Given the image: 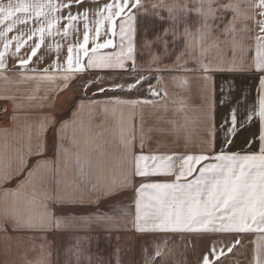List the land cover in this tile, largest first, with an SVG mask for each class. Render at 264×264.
I'll list each match as a JSON object with an SVG mask.
<instances>
[{
	"label": "snow or ice",
	"instance_id": "snow-or-ice-1",
	"mask_svg": "<svg viewBox=\"0 0 264 264\" xmlns=\"http://www.w3.org/2000/svg\"><path fill=\"white\" fill-rule=\"evenodd\" d=\"M0 82V264H123L148 233L255 234L264 264V0H0Z\"/></svg>",
	"mask_w": 264,
	"mask_h": 264
},
{
	"label": "crops",
	"instance_id": "crops-1",
	"mask_svg": "<svg viewBox=\"0 0 264 264\" xmlns=\"http://www.w3.org/2000/svg\"><path fill=\"white\" fill-rule=\"evenodd\" d=\"M57 2H61V0H57ZM73 11L75 12L76 9L74 8ZM71 39V35L66 38ZM61 43H66L62 41ZM43 51V48L42 50ZM64 53L62 52V55ZM35 59V58H33ZM36 85L33 83H26V84H19V85H12L10 86L11 91L16 95L26 94L30 92L32 88ZM4 87V84L0 82V89ZM19 89V91H17ZM169 90L174 94H179L183 98H187L188 93L185 92L183 89L179 87H171ZM69 95H80L79 92L70 93ZM146 93H141V98H143ZM191 103L195 106L199 104L198 100H193ZM59 106V105H58ZM9 111L11 112V106L9 105ZM103 113V109H100V114ZM22 112L19 115L22 116ZM100 114H98V121L100 119ZM160 115L166 117V120L163 123L157 124L155 120V116ZM145 116V132L148 133V130L153 127H163L168 128L170 127L168 121L178 118L175 113H156L152 109H145L144 110ZM110 122L111 117H110ZM137 127V134L139 133V116L137 115L135 120L133 121ZM19 127L12 128V126L5 125L2 121H0V129L9 128L14 133H23V120H20ZM151 137L150 145L147 147L155 148L157 146V141H160L164 144L171 145L175 137L172 136H164L160 135L156 132L148 133ZM199 136L200 131L193 127L190 133V139L192 144V150L197 151V146L199 145ZM187 136L182 137L179 140V146L176 148L177 151H183L187 140ZM15 143V141H13ZM17 146H19L17 144ZM210 146V145H209ZM171 151V148L166 149ZM250 158H257L250 159ZM259 157H238L236 163L239 165L241 169H244L245 166L251 170V174L253 179L255 177L258 179L256 168L252 166L258 164L260 162ZM6 188H16V181H12L10 184L5 185ZM67 235L65 234L64 243L67 242ZM235 236L232 235H220V234H203V235H177V234H158V233H148V234H136L134 240H129L127 243L124 244V248H129L130 250V259H132V264H146L149 258H154V264H202V259L204 255H210L212 245L215 243L216 248L224 249L220 253L219 259L215 256H212L213 264H251L254 258V244L252 241L255 240V236L252 237L251 235H245L241 237L242 246H236L233 248V251L229 253L227 251V247L231 246L235 243ZM104 241L102 240L101 243ZM113 245L115 244V240H113ZM123 243V242H122ZM157 247H159L162 255L160 257H155V252ZM111 249L112 247L105 243L103 247L99 246V252H103L105 249ZM15 246H13V256L15 255ZM95 251V249H94ZM113 254V253H112ZM104 259L113 258V256H102Z\"/></svg>",
	"mask_w": 264,
	"mask_h": 264
},
{
	"label": "rangeland",
	"instance_id": "rangeland-1",
	"mask_svg": "<svg viewBox=\"0 0 264 264\" xmlns=\"http://www.w3.org/2000/svg\"><path fill=\"white\" fill-rule=\"evenodd\" d=\"M251 160L252 159H255V160H258L257 158H250ZM259 161V160H258ZM254 180H258L256 177H255V179ZM247 235H251L252 237H254L255 236V234H247ZM105 245V242H103V243H100V247H103ZM96 250V249H95ZM100 253V255L101 256H106V257H108V256H113V250H112V248L109 250L108 248L107 249H105V250H103V252H99ZM121 258H122V261H123V264H132L133 262H132V259H130V250H129V248H127V249H125L123 252H122V254H121ZM109 259H111L112 260V264H115V260H114V258H109Z\"/></svg>",
	"mask_w": 264,
	"mask_h": 264
}]
</instances>
